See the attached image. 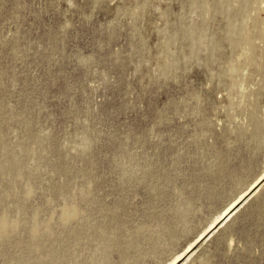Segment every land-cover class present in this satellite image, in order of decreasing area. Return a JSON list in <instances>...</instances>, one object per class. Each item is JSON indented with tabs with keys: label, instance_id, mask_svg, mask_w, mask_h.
Masks as SVG:
<instances>
[{
	"label": "rangeland",
	"instance_id": "obj_1",
	"mask_svg": "<svg viewBox=\"0 0 264 264\" xmlns=\"http://www.w3.org/2000/svg\"><path fill=\"white\" fill-rule=\"evenodd\" d=\"M0 142V264H264V0H0Z\"/></svg>",
	"mask_w": 264,
	"mask_h": 264
},
{
	"label": "bare ground",
	"instance_id": "obj_2",
	"mask_svg": "<svg viewBox=\"0 0 264 264\" xmlns=\"http://www.w3.org/2000/svg\"><path fill=\"white\" fill-rule=\"evenodd\" d=\"M236 38H239L245 45V49H246V54L247 56L249 57L251 55V52H252V44H251V41L249 38L247 37H240L238 36L237 34L235 35ZM238 41V40H237ZM236 44V43H235ZM33 133V132H32ZM30 133V135L32 134ZM4 138V137H3ZM35 139V138H34ZM39 139V137H37V140ZM4 141V139H3ZM40 141V140H39ZM41 142V141H40ZM1 143V142H0ZM31 143V142H30ZM33 143V142H32ZM37 144V143H36ZM1 152V151H0ZM3 153V152H2ZM5 154V153H4ZM7 155V154H6ZM6 157H4L5 159ZM16 159V158H15ZM7 160H10V159H7ZM17 160V159H16ZM3 161V160H2ZM13 161V160H12ZM1 162V161H0ZM6 162V161H5ZM9 163H12V164H9ZM8 164H4V166L2 167L3 169L1 171H3V174H5L6 177H8V179L10 180H17L19 179L21 176L24 175V171L22 169V166L20 165L19 162L15 161V162H9ZM3 165V164H2ZM1 169V168H0ZM25 169V168H24ZM2 174V173H1ZM25 177V176H24ZM17 182V181H16ZM5 183V182H4ZM4 185V184H3ZM4 187V186H3ZM7 187V185H6ZM11 187V186H10ZM23 188V187H22ZM22 188H20L22 190ZM18 189V188H17ZM9 190V189H8ZM15 190V189H14ZM250 190V189H249ZM24 191V189H23ZM247 192V191H246ZM1 193V191H0ZM3 193V192H2ZM10 193V191H9ZM21 193V192H19ZM23 193V192H22ZM29 192H27L26 194H28ZM243 194V193H242ZM245 194V193H244ZM83 197V196H82ZM2 198H4L2 196ZM5 199V198H4ZM0 200L2 201V199L0 198ZM0 201V203H1ZM231 209V206L227 208V210L225 211V213L223 214V217L227 214L228 211H230ZM77 218V209L75 207L74 204H68L66 205L62 211H61V214H60V217H59V225L61 227H67L69 224H71L75 219ZM80 220V219H79ZM20 221V220H18ZM26 221V219H25ZM21 222V221H20ZM19 222V223H20ZM32 223V222H31ZM74 223V222H73ZM72 223V224H73ZM85 226V224H84ZM83 229H85L83 227ZM12 231V227L6 223L2 217H0V242H3L6 240L7 236L11 233ZM41 232H45V233H49L50 232V227L48 225H45L43 227H39L35 224H32L31 226V234L33 237L37 236L39 233ZM73 233V232H72ZM71 234V233H70ZM78 235V234H77ZM105 236V235H104ZM103 236V237H104ZM69 237V236H68ZM74 237V236H73ZM84 237V236H83ZM107 238V237H106ZM83 239V238H82ZM74 243V242H73ZM108 246V245H107ZM67 248V247H66ZM68 249V248H67ZM128 249V248H127ZM62 250V249H61ZM66 250V249H63V251ZM63 251L61 253H63ZM55 252V251H54ZM130 252V251H129ZM72 254V253H71ZM79 256V255H78ZM77 256V257H78ZM124 256V254H123ZM62 257H63V261L62 262H66L65 259L67 258V256H63L62 254ZM72 257V256H71ZM126 257V256H125ZM130 256L128 255V258ZM133 259V258H132ZM76 260V259H75ZM95 260V259H94ZM100 260V259H99ZM97 261V259H96ZM134 261V260H132ZM78 263V262H77ZM95 263V262H94ZM102 263V261H101ZM59 264V263H57ZM61 264V263H60ZM64 264V263H63ZM93 264V263H92ZM98 264V263H97Z\"/></svg>",
	"mask_w": 264,
	"mask_h": 264
}]
</instances>
